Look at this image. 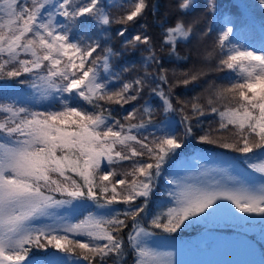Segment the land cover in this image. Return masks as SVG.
<instances>
[{
    "label": "snow or ice",
    "instance_id": "1",
    "mask_svg": "<svg viewBox=\"0 0 264 264\" xmlns=\"http://www.w3.org/2000/svg\"><path fill=\"white\" fill-rule=\"evenodd\" d=\"M190 4L191 0H183L180 9L188 10ZM260 4L264 6V0H260ZM145 8V0H140L135 4V10L123 17L121 22L132 21ZM207 11L217 12L216 4L211 3ZM0 14L8 17L6 25L9 29L5 32L6 25L0 24V56L9 58L0 63V76L20 77L22 73L43 71L46 67L47 75L40 79L46 81L50 88L72 94L73 98L79 96L94 109L100 107L94 101L126 104L138 99L137 95H125L133 88L131 83H124L119 91L109 92L105 84L98 82L95 70L97 61L102 59L105 71H109L110 57L121 53L105 48L103 57L91 58L101 46L99 41L90 44L70 42L69 32L82 22V18H96L99 23L109 24L102 0H83L82 3H73V0H31L30 7L27 6V0L23 5L20 0H2ZM57 17H62L64 22H59ZM239 27L236 19H226L219 26V44L222 49L229 44L230 36ZM28 34H31V38H27ZM119 35L123 36L124 31ZM177 38H189V32L179 22L167 30V41L173 46ZM258 42L259 49L236 45L227 48L226 58L220 63L227 69L239 68L237 82L230 88L217 91L216 96L221 98L231 93L232 100H238L236 107H226L219 112L220 128L224 129L228 125L236 127L239 130V143L243 146L237 147L236 143L222 146L245 154L248 167L264 174V155L254 152V149L264 150V25L261 26ZM139 44H150V38L136 35L132 41L125 42V48L131 45V50H134ZM21 52L30 54L32 59H20L18 69L14 67L13 70L4 71L5 66L10 61H16ZM149 52L150 56L145 61L153 59L158 65L159 59L151 55V49ZM65 57L66 60L63 59ZM88 64L91 66H86ZM53 78L60 80L59 85ZM196 79V75L190 77V80ZM160 80L165 81V77L161 75ZM190 80L184 79L182 83L187 85ZM135 84L140 86L135 89L139 93L144 81L137 79ZM153 91L156 92L155 89ZM156 95L161 99L164 110L171 111L173 106L169 97L163 91L156 92ZM67 101L68 98L62 100L61 111L48 113L30 112L24 107L0 104V112L10 113L12 117L10 122L0 123V134H3L0 138L5 140L0 143V264H61L59 259L41 261L30 256L33 246L43 248L47 245L64 252H74L79 248L80 255L88 264H93L92 258L97 256L101 264H106V258L110 256L113 264H126L130 246L132 264H147L149 251L144 244L152 233L141 227L139 221L143 218L148 198L157 181L164 175V166L182 148L183 138L162 129L161 134L153 136L150 141L147 136L141 139L131 134V129L144 128V123L129 125L128 131H124V125L117 120L115 123L120 130H116L102 113H89L71 106ZM208 103L211 105L213 101L209 99ZM192 108L194 114L203 115L198 104H193ZM211 111L216 113L218 109L212 107ZM134 112L128 113L125 119L134 118ZM144 112L151 115L148 108ZM188 119L184 117V120ZM147 123L151 124V119ZM191 131L190 126L186 127L185 135L191 134ZM252 137H255V141ZM201 140L216 142L207 135L202 136ZM132 142L139 145L140 149L133 147ZM117 145L127 147L130 155L117 150ZM145 156L147 161H136L133 171L128 173L133 177L132 180L117 181L111 187V197H104L108 205L120 197L129 206L123 213L125 219H119L117 214L101 220L89 212L79 223H69L61 218L52 224L35 225L38 218L52 216L48 211L50 208L85 199L98 203L100 197L95 189L99 188L100 194L108 193L109 187L104 182L114 175L111 171L99 175L100 183H96L95 177L104 161L111 165L116 161ZM253 158L259 162L253 163ZM67 172L80 176L83 184L71 179L66 175ZM51 173L63 177L64 182L52 178ZM168 182L173 187L166 195L171 197L174 206L153 217L150 224L155 229L176 233L185 222L207 221L218 215L235 218L232 208L222 201L230 202L239 213L258 214L264 221V175L258 183L236 181L232 186H205L195 190L182 187L175 179ZM116 184L125 190L118 192ZM46 191L66 195L69 199L57 200L52 195H46ZM137 198H144L143 204L138 207L133 206ZM128 218L133 221L134 234L129 233L126 246L119 234L127 227ZM190 218H195V221ZM105 225L111 227L106 228ZM69 234L72 237L87 236L90 241L104 243L82 242L70 238Z\"/></svg>",
    "mask_w": 264,
    "mask_h": 264
},
{
    "label": "trees",
    "instance_id": "2",
    "mask_svg": "<svg viewBox=\"0 0 264 264\" xmlns=\"http://www.w3.org/2000/svg\"><path fill=\"white\" fill-rule=\"evenodd\" d=\"M82 2L83 0H73V3ZM139 2L140 0H102L105 14L109 18V24L99 23L96 18H82V22L73 26L69 32L76 43L90 44L92 41L100 42V48L93 53L91 58L96 56L103 57L105 48H111L114 52L121 53L119 56L110 57L111 67L109 71H105L102 59L97 61L95 70L98 80L106 85V91L109 92L119 91L124 83H131L133 88L125 95H137L138 99L129 101L126 104L123 102L117 104L107 100L94 101L100 105V107L94 109L92 105L82 98L78 96L73 98L71 96L69 104L73 107L82 108L89 113H102L108 123L113 125L116 130H120L115 123L117 120L124 125V131H128L129 125L144 123V128L131 129V134L137 135L141 139L147 136L149 141L153 136H159L162 129L168 130V127H163L167 123L166 119L174 117L175 120L170 131L176 136L183 138L182 149H187L182 154H175L176 156H174L172 161L164 166V175L159 178L156 187L148 198V206L142 214L143 218L139 221L140 226L147 228L154 234H164L168 237L177 233L178 239L183 237L192 238L191 236H198L201 232L206 235L205 231H209V235L222 236V234L232 232L235 236H241L239 229H221L219 228L221 226L214 224L212 225L216 227H209L207 225L211 224L204 226L199 222L182 227L176 233H166L162 229L153 228L150 222L155 215L173 206L171 197L166 195L167 191L172 188L169 186L170 183L168 181L170 178H168L166 172L169 175L170 170L179 161L189 157L190 153L198 155L205 152L210 156L228 154L240 160L241 164H243L241 158L245 154L236 151L234 148L222 146L225 143H236L237 147H242L243 145L239 143V130L236 127L228 125L224 129L220 128L221 118L219 112L224 111L226 107H236L238 100H232L231 93L217 98L216 92L230 88L233 83L237 82L236 78L239 68L227 69L226 66L220 63L222 59L226 58L227 44L223 49L221 48L219 44V35L221 33L217 24L220 21H224L225 14L235 16L239 13L241 15L239 24L242 29L245 27L250 32H253L254 38H258L260 37L259 33L261 34V26L264 25V6L260 4V0H191L189 9L181 10L180 5L183 0H145L146 8L142 10L141 14L132 21L121 22L123 17L135 10V4ZM213 2L217 6V12L209 13L207 9ZM20 3L23 5L25 0H20ZM27 6H31V0H27ZM7 20L8 17L6 15L0 14V24L6 25ZM177 22L181 23L184 30L189 32V38L186 40L177 38L173 46L171 42L167 41V30L174 28ZM12 27H15V25ZM8 30L6 25L4 31L7 32ZM121 31H124L123 36L119 35ZM136 35L149 37L150 44H139L134 50H131V45L125 48V42L132 41ZM27 38H31V34H28ZM149 49H151V55L159 59L160 63L158 65L153 59L145 61V58L150 56ZM40 54L43 55L42 52ZM8 59L7 56H0V63ZM20 59L30 60L32 57L30 54L21 52L16 61H10L5 66L4 71L13 70L14 67L18 69V61ZM86 66L91 65L88 64ZM124 69H127V71H124ZM41 74H47L46 67L43 71L34 70L32 73H22L20 77L9 78L0 76V104L11 105L15 108L24 107L30 112L48 113L61 111V100L37 104L30 100L19 98L21 96L26 97V94H29L36 87ZM161 75L165 77L166 82L160 80ZM192 75H196L197 79L190 80ZM137 79L144 81L139 93L135 91L137 87H140L135 84ZM184 79H189L190 82L185 85L182 83ZM158 85L159 87H157ZM153 89L156 92L163 91L169 97L173 106L171 111L164 110L161 99ZM209 99L213 101L211 105L208 103ZM193 104L200 106L203 115L194 114ZM212 107H216L218 111L213 113L211 111ZM145 108L150 110V116L144 112ZM134 110V118L126 120L125 117L128 113ZM185 116L189 119L184 120ZM11 119L10 113L0 112V123H8ZM149 119H151V124L147 123ZM188 126L191 127L192 131L191 134L185 135V130ZM205 135L216 142H203L201 137ZM2 136L3 134H0V137ZM20 138L22 139L23 137ZM252 139L255 141V137H252ZM0 140L5 142L3 138H0ZM132 146L138 150L140 149V146L134 142H132ZM116 149L130 155L128 148L125 146L117 145ZM254 152L257 155H264V150L261 149H254ZM247 155L252 156V154ZM138 160L147 161V157H133L126 161H116L111 165L107 161L102 164L100 172L95 177L97 184L100 183L99 175L109 171L113 172L114 175L109 178V181L104 182L109 187L108 193L100 194L99 188L95 189L100 197L98 203L106 204L104 197H111V187L117 181L121 179L132 180L133 177L128 175V173L133 171L134 164ZM53 175L57 176L56 179L64 182L63 177H60L57 173H53ZM66 175L76 180L77 183L83 184L75 173L67 172ZM67 183H70V181ZM116 187L118 192L125 190L119 184H116ZM84 190L87 191L86 189ZM49 194L54 198L65 196L60 193L49 192ZM90 202L92 205L89 208L84 207L79 215L74 216L75 219L91 211L98 204L91 200ZM143 202L144 198H137L133 202V206L138 207ZM106 205L109 207L99 219L107 220L117 214L119 219H125L123 213L128 210L129 206L123 203L120 197H117V201L113 204ZM239 223L245 226L247 221H239ZM126 224L127 227L119 235L122 236L127 246L129 233L134 232L131 218L126 220ZM105 227L110 228L111 226L105 225ZM263 233L264 229L258 228L257 231L250 233V237L257 245L259 258L264 264ZM69 235L70 238L79 239L78 237H72L71 234ZM79 240L84 242L83 239ZM87 242L104 243L103 241H90L89 237ZM128 247L129 252L126 257V264H132L133 255L130 246ZM51 252L62 254L65 257L62 264H88V261L84 260L82 255H80L81 250L79 248H76L74 252H64L52 245H47L43 248L33 246L30 256L33 259L46 261ZM92 261L93 264H101L98 256L92 258ZM106 264H113L111 256L106 258Z\"/></svg>",
    "mask_w": 264,
    "mask_h": 264
},
{
    "label": "rangeland",
    "instance_id": "3",
    "mask_svg": "<svg viewBox=\"0 0 264 264\" xmlns=\"http://www.w3.org/2000/svg\"><path fill=\"white\" fill-rule=\"evenodd\" d=\"M238 14L235 16L225 14L224 21L226 19H236L240 22L239 18L241 15ZM56 19L61 23L64 22L62 17H57ZM224 21H220L217 24L218 27L224 23ZM225 27H227V25H225ZM259 35L261 34L259 33ZM253 36V32H250V30H247L245 27L242 29L240 25L237 31L230 36V42L226 45V50L230 45L259 49L260 45L258 41L260 37L254 38ZM69 37L70 42L76 43L70 34ZM63 59L66 60L67 58L65 57ZM46 75L41 74L40 77ZM53 79H55L56 84L59 85L60 80L58 78ZM98 82L100 81L98 80ZM248 94L251 95V93ZM71 96L72 94L61 93L57 91L56 88H50L46 81L40 79L36 87H34L29 94H26V97H18L39 104L54 100L62 101L64 98H68L67 102L69 103ZM174 120V117L166 119L167 123H165L163 127H168V130H170ZM178 121L180 122L179 118ZM0 143L4 142L0 140ZM186 149H178L177 154H182ZM57 154L59 155L60 153L58 152ZM190 154L192 155V159L188 157L186 158L187 161L186 159H182L170 170L169 175L168 172H166L168 178L177 180L184 188L195 190L205 186L227 187L232 186L236 181L258 183L261 176L264 175L249 168L245 161V156H242L241 159L243 164H241L240 160L228 154L215 156H210L205 152L199 153L198 155ZM174 156L176 155H173L167 164L172 161ZM105 162L106 161L103 163ZM252 162L258 163L259 161L253 158ZM50 175L54 179L57 178L53 173ZM78 178L83 183V179L80 176H78ZM169 186L173 187L171 184ZM45 194L51 195L49 192H45ZM55 199L61 200L69 198L65 195L62 198L56 197ZM90 203V200L85 199L83 201H73L72 204L63 205L58 208H50L48 211L52 213L51 217L38 218L34 223L37 226H43L52 224L54 220H60L61 218L69 223H79L89 212L99 219L109 207L106 204L98 203L91 211L75 219L74 216L79 215L84 207L89 208L90 205H92ZM222 203L228 204L229 207L232 208V211L235 213V218L218 215L207 221H199V223L204 226H206V224H211L207 225L209 227H216L218 225L221 226L219 227L221 229L235 230L236 228L239 229L241 236H235L232 232L222 234V236L209 235L210 232L205 231L206 235H204V232H201L198 236H191L193 239L185 237L178 239L177 233L168 237L164 234H154L145 228L152 233L151 237L147 238L144 244V247L149 251V257L146 258L147 264H263L259 258L258 247L250 237V233L257 231L258 228L264 229V221L261 220L258 214L239 213L238 210L235 209V206L231 205L228 201H222ZM81 204L83 206L73 207V205ZM190 219L195 221V218ZM239 221H247V223L243 226ZM190 224L191 223L185 222V225H182V227H187ZM76 237L87 242V236ZM262 237L264 239V233ZM49 259H59L62 264L65 257L62 254L51 252L47 260Z\"/></svg>",
    "mask_w": 264,
    "mask_h": 264
}]
</instances>
